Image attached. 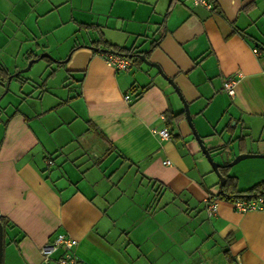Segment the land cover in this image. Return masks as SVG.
Returning a JSON list of instances; mask_svg holds the SVG:
<instances>
[{"label":"crops","instance_id":"1","mask_svg":"<svg viewBox=\"0 0 264 264\" xmlns=\"http://www.w3.org/2000/svg\"><path fill=\"white\" fill-rule=\"evenodd\" d=\"M7 1L26 13L25 42L42 48L45 38L70 54L45 59L49 108H15L5 123L1 264H56L60 249L45 257L41 248L59 232L76 238L73 251L89 264H264V209L239 211L218 195L219 178L173 87L143 61L117 70L92 47H103L93 43L102 37L147 50L224 164L264 153L248 144L254 129L264 134V0H213L214 11L189 0H0V39L5 23L16 28ZM61 70L66 78L55 87ZM229 75L237 79L232 96L222 88ZM165 127L167 138L152 131ZM241 164L226 169L240 189L264 179V156Z\"/></svg>","mask_w":264,"mask_h":264},{"label":"rangeland","instance_id":"2","mask_svg":"<svg viewBox=\"0 0 264 264\" xmlns=\"http://www.w3.org/2000/svg\"><path fill=\"white\" fill-rule=\"evenodd\" d=\"M4 11L7 14L6 17H8V19L14 23L16 28H13L8 22L5 23V26L3 24V36H1L0 39V64L6 66L10 74L13 75L9 82L7 91L5 92L6 83L2 84L0 89V139L4 135L5 123L7 122V120H10L13 117L15 108L19 107L27 114L32 113L33 109L36 106L49 108L47 104H49L50 99L53 98V94H55L54 91H42V86H37L42 81L47 80V74L52 70L48 68L44 70L47 65V61H45V59L40 58L34 61L28 69L21 70L26 67L28 62V60L26 61L25 58L26 52L33 50L38 55L43 52H47L51 57L54 56L53 53L59 54L66 52L65 57L70 54V49L68 50L64 47L57 46L53 42H50V45L47 47L45 38L39 40V42H41V44L44 46L42 48L40 46H37L35 43L29 44L25 42L21 37H23V35L31 36L29 34V31H25V26L20 23L21 20L26 18L25 11H23L20 6H12L8 1L6 2ZM4 34H7L8 36H5ZM10 37H14L13 42L7 41V38ZM52 68H54V66H52ZM55 68H57L56 65ZM55 68L53 69L54 71L56 70ZM18 70H20V72L16 74ZM64 78H66V76L63 75V70H61L59 76H57V78H55L54 80H51V83L55 85V87H59ZM23 79L26 80L23 82ZM29 95H31V97H29ZM51 109H53L54 113H56L54 107H52ZM234 121L235 120L233 119L231 123H233ZM259 128L254 129L251 132V135H249L250 137L248 138V144H252L253 148H256L257 145H264L262 144L264 143V134H262L261 136L259 135ZM216 156L217 155H215V158H217ZM246 159H252V157L241 159L240 161L235 163L233 165V170L239 168L240 165H242L241 163H243V161H245ZM207 163L210 165L208 160ZM218 246L219 245L217 244L215 245V247Z\"/></svg>","mask_w":264,"mask_h":264},{"label":"built area","instance_id":"3","mask_svg":"<svg viewBox=\"0 0 264 264\" xmlns=\"http://www.w3.org/2000/svg\"><path fill=\"white\" fill-rule=\"evenodd\" d=\"M192 5L203 6L209 11H214L216 5L213 0H189ZM255 53L260 51L256 48L253 49ZM107 62L112 65L117 70H127L131 65V60L121 54L108 52L107 53ZM237 79L233 75L227 76L222 82V88L229 95H234L235 85ZM125 99H129V95L125 94ZM152 131L157 133L162 138H167L169 136V130L165 128L155 129ZM48 162H51V159H48ZM165 164H169L168 159L163 161ZM235 209L239 211H246L249 209H264V196H258L255 198H234L231 199ZM217 210L216 200H211L207 203V211L209 215H212ZM77 244L76 238L64 233L59 232L56 234L52 243L41 248V254L47 257L53 250L60 249V254L56 258V264H89L81 260L73 251L74 246Z\"/></svg>","mask_w":264,"mask_h":264},{"label":"water","instance_id":"4","mask_svg":"<svg viewBox=\"0 0 264 264\" xmlns=\"http://www.w3.org/2000/svg\"><path fill=\"white\" fill-rule=\"evenodd\" d=\"M94 47L95 49H98V50H101V51H105V52H112V53H117L116 51L112 50V49H108V48H104V47H96V46H92ZM117 54H120V53H117ZM122 55V54H121ZM130 55H134L135 57L139 58L140 60H142L145 64L147 65H150L152 67H154L158 72L159 74L173 87V89L176 91V93L178 94L179 98L182 100L183 102V110H184V114H185V118L191 128V131H192V134L193 136L195 137V139L197 140L199 146H200V149L202 151V153L204 154L205 158L208 160V162L210 163L211 165V168L212 170L214 171V173L217 175V177L219 178V187L221 188L223 182H224V176L223 174L221 173L220 171V167H221V163L214 160L213 159V156L209 150V148L204 144L203 140H202V137L200 136V134L198 133L193 121H192V115L189 111V106H188V103L185 101V99L183 98V95L181 94L177 84L174 82L173 78L166 75L161 67L159 66L158 63L154 62V61H151L147 58V56L145 55V53L143 52H133L131 53ZM43 56H46V57H50L52 59H54V57L50 56L49 53L47 52H43L41 54H39L37 57H34V58H30L27 62V65L25 68L21 69V70H26L28 69L31 64L42 58ZM124 56H126V54H124ZM67 57L62 60V61H66ZM20 72V70H18L16 72V74H18ZM12 74H9L8 77H7V81H6V89H5V92L7 91L8 89V85H9V82L12 78ZM253 156H264V153H239L237 154L232 160H230L229 162H227L226 164L228 166H231L235 163H237L238 161H240L241 159H244V158H247V157H253ZM2 254H3V226L0 222V264L2 262Z\"/></svg>","mask_w":264,"mask_h":264},{"label":"trees","instance_id":"5","mask_svg":"<svg viewBox=\"0 0 264 264\" xmlns=\"http://www.w3.org/2000/svg\"><path fill=\"white\" fill-rule=\"evenodd\" d=\"M88 26H90V25H88ZM93 43H100L104 48L112 49V50H114L117 53H120L122 55L126 54V57H128L131 61L142 62V60L135 57L134 55H130L131 53L134 52V49L132 47L128 48V47H124V46L113 45V44L108 43L102 37ZM144 53L147 56L148 51L146 50ZM36 56H38V54L34 53V51H30L27 54L26 59L29 60L30 58L36 57ZM42 58L49 61V63L52 62L48 57L43 56ZM9 74H10L9 70L3 64H0V80L2 81L3 84L6 83L7 77ZM52 74H53V71L49 72L47 74V77L52 75ZM44 82L45 81H42L39 84V86H42L44 84ZM139 94L140 93H138L137 96ZM15 113H17L16 110L14 111V114ZM168 116H170V114H168L167 117ZM174 116H177V115H174ZM209 150L211 152V149H209ZM107 153H108V151H107ZM227 168H229V167L226 163L222 164L220 167V171L224 176V182H223V184L220 188V191L218 193V195L220 197H224V198H228V199H234V198H255L258 196H264V179L255 182L254 184H252L251 186H249L246 189H240L238 187L237 177L235 175L229 174L226 171ZM0 222L3 226V246H4V234H5L4 231H5L6 226L8 225L7 218L5 216L0 215Z\"/></svg>","mask_w":264,"mask_h":264}]
</instances>
